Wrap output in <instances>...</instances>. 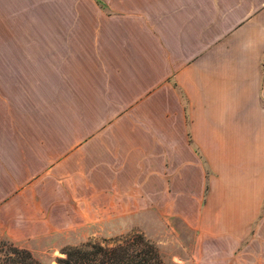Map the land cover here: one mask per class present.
<instances>
[{
  "label": "crops",
  "instance_id": "1",
  "mask_svg": "<svg viewBox=\"0 0 264 264\" xmlns=\"http://www.w3.org/2000/svg\"><path fill=\"white\" fill-rule=\"evenodd\" d=\"M171 214L264 264V0H0V237Z\"/></svg>",
  "mask_w": 264,
  "mask_h": 264
},
{
  "label": "rangeland",
  "instance_id": "2",
  "mask_svg": "<svg viewBox=\"0 0 264 264\" xmlns=\"http://www.w3.org/2000/svg\"><path fill=\"white\" fill-rule=\"evenodd\" d=\"M145 221L147 224H141L139 221L131 220L130 217L107 222L94 220L90 223H81L77 220L75 226L61 225L50 232L45 228V234L42 237L25 241L21 245L16 244V246L30 250L43 264H56V258L61 256V250L67 246L78 245L85 241L108 240L137 231L143 233L157 246L164 262L170 260L172 256L189 254L187 249L194 235L186 229L179 216L171 214V216L166 215V218L156 217L154 220ZM2 240L9 241L0 237V241Z\"/></svg>",
  "mask_w": 264,
  "mask_h": 264
},
{
  "label": "trees",
  "instance_id": "3",
  "mask_svg": "<svg viewBox=\"0 0 264 264\" xmlns=\"http://www.w3.org/2000/svg\"><path fill=\"white\" fill-rule=\"evenodd\" d=\"M0 245V264H43L26 248L7 240ZM60 254L56 264H165L157 246L137 231L67 246Z\"/></svg>",
  "mask_w": 264,
  "mask_h": 264
}]
</instances>
